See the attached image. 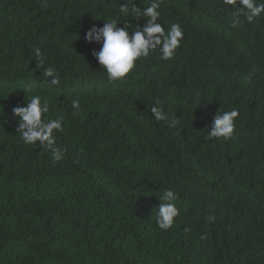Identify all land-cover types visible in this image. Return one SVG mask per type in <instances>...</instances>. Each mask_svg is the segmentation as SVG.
Returning a JSON list of instances; mask_svg holds the SVG:
<instances>
[{"label": "trees", "instance_id": "trees-1", "mask_svg": "<svg viewBox=\"0 0 264 264\" xmlns=\"http://www.w3.org/2000/svg\"><path fill=\"white\" fill-rule=\"evenodd\" d=\"M125 3L0 0V264H264V15L237 29L216 0H162L158 22L184 33L173 59L154 52L109 83L83 35L127 19ZM32 95L64 116L60 162L16 132L12 108ZM233 108L231 139H207L216 111ZM166 188L179 215L164 231Z\"/></svg>", "mask_w": 264, "mask_h": 264}, {"label": "clouds", "instance_id": "clouds-1", "mask_svg": "<svg viewBox=\"0 0 264 264\" xmlns=\"http://www.w3.org/2000/svg\"><path fill=\"white\" fill-rule=\"evenodd\" d=\"M162 0H150L147 7H137L133 0L120 5V11L127 19L122 22L109 20L102 26L93 24L83 35L85 43L98 44L99 49H92L91 55L102 69L109 83L123 81L127 74L133 70L136 62L142 58H148L150 54L157 52L159 58L164 61L173 59L176 49L180 46L184 33L178 23H173L167 29L158 22L161 13L158 10ZM218 8L230 13V26L239 28L244 23L252 24L264 15V0H216ZM144 19V23H134ZM118 23L122 26H118ZM36 67H43L45 59L39 48H35ZM43 77L49 86H59L60 76L49 66L44 68ZM73 110L80 109V101H71ZM50 105L39 95H32L27 102L21 106L12 108V115L18 121L16 132L25 145L39 146L51 152L52 162H60L64 159V149L56 147V136L54 133L62 132L64 127V116L49 119ZM151 113L154 119L167 120L168 117L161 107L153 105ZM239 116L237 109L217 112L213 116L211 126L208 128L207 139L227 141L231 139L235 130V120ZM177 119L173 118L169 126H175ZM177 193L166 188L158 198L159 205L156 208V225L160 230L167 231L173 226L174 218L179 215V208L175 201ZM215 216L209 215L205 223L214 221ZM191 231L186 227L185 232ZM204 239V236H201Z\"/></svg>", "mask_w": 264, "mask_h": 264}]
</instances>
